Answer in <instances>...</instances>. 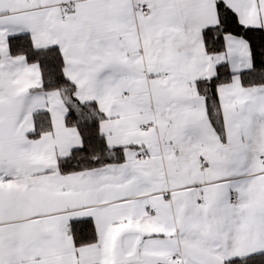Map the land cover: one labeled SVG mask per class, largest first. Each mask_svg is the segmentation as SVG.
<instances>
[{"label":"snow or ice","instance_id":"1","mask_svg":"<svg viewBox=\"0 0 264 264\" xmlns=\"http://www.w3.org/2000/svg\"><path fill=\"white\" fill-rule=\"evenodd\" d=\"M0 264H264V0H0Z\"/></svg>","mask_w":264,"mask_h":264}]
</instances>
